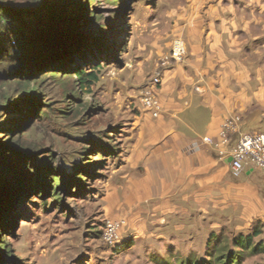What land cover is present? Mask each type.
Listing matches in <instances>:
<instances>
[{
	"label": "rangeland",
	"instance_id": "1",
	"mask_svg": "<svg viewBox=\"0 0 264 264\" xmlns=\"http://www.w3.org/2000/svg\"><path fill=\"white\" fill-rule=\"evenodd\" d=\"M3 2L22 7L25 1ZM73 3L71 19L53 33L54 42L46 36L50 29L25 40L23 49L19 25L13 34L0 36V200L13 184L22 183L0 202L5 213L0 217V245H5L0 264H264V250L234 246L232 240L244 234L212 220L196 219L189 233L167 235L164 242L156 236L125 238V226L116 245L104 243L107 217L101 199L140 106L141 88L134 81L121 83L115 73L135 69L129 63H135L131 54L138 22L143 5L155 0ZM62 34L65 38H59ZM186 59L187 52L182 62L169 60L158 68L160 62L152 59L155 69L142 87L159 70L156 98L161 104L164 72ZM89 65L100 66L93 72ZM73 68L92 72L96 82L88 90L81 87L70 73ZM49 69L54 76L40 77ZM26 71L34 76H19ZM143 114L151 117L146 108ZM254 244L264 249L262 233Z\"/></svg>",
	"mask_w": 264,
	"mask_h": 264
},
{
	"label": "crops",
	"instance_id": "2",
	"mask_svg": "<svg viewBox=\"0 0 264 264\" xmlns=\"http://www.w3.org/2000/svg\"><path fill=\"white\" fill-rule=\"evenodd\" d=\"M143 7L129 63L135 69L115 73L121 83L141 88L155 69L152 59L167 55L175 38L185 42L187 59L164 72L158 118L134 109L139 114L101 199L106 219H124L132 239L183 235L196 219L230 223L244 235L260 227L264 235V173L247 168L234 178L229 165L240 134L264 133V0H155ZM236 116L227 145L201 142H218L224 121Z\"/></svg>",
	"mask_w": 264,
	"mask_h": 264
},
{
	"label": "trees",
	"instance_id": "3",
	"mask_svg": "<svg viewBox=\"0 0 264 264\" xmlns=\"http://www.w3.org/2000/svg\"><path fill=\"white\" fill-rule=\"evenodd\" d=\"M4 1V0H3ZM0 1V36L10 35L15 32V27L19 25L18 31L21 33V37L19 38L20 46L25 47L24 41L30 40L31 36H37L39 32H44L46 35L50 29H54V31H50L46 36L50 39V41L54 42V32H60L59 30L64 23L70 21L71 19V12L72 7L74 5L73 0H23L22 7H16L13 4L9 5ZM65 26V25H63ZM12 29V30H11ZM11 30V32H9ZM36 34V35H35ZM64 34V33H63ZM59 35V38H65V35ZM35 38L34 40H36ZM16 40V39H15ZM38 42V41H37ZM23 53L30 52L23 50ZM20 52V51H18ZM32 60H35L33 57ZM22 59H20V62ZM37 59L35 60V64L37 63ZM34 63V62H32ZM88 66V68H92L93 72L97 71L100 65L97 68H94L93 65ZM97 66V65H95ZM74 71L70 72L71 74H75L76 82L86 90L89 89L90 85L96 82L97 78L95 75H89L92 72L84 73L83 70L79 68H73ZM20 71V70H19ZM42 76H54L55 71L47 70V71H40ZM30 72H23L19 76H23L25 78L29 76H34V74H29ZM83 76H86L84 78ZM91 78V80H89ZM36 82V92L39 93L40 84L41 82L39 79L34 80ZM26 94L30 95L31 92L25 90ZM23 94V93H22ZM3 152V151H0ZM3 156L0 153V157ZM22 185L21 182L17 184H13L6 195L0 200L3 202L7 199L11 193L16 190V187ZM22 186H20V189ZM30 190V189H29ZM19 195V194H17ZM19 198L14 197L13 200L17 201ZM4 211L2 205H0V217L4 215ZM262 233V229L260 227L253 228L251 234L249 235H240L238 238H234L232 243L234 246H237L243 250L250 249L254 247V250H264L260 249L261 246L254 244V239L258 237ZM2 248H5V245L1 243L0 251L2 252Z\"/></svg>",
	"mask_w": 264,
	"mask_h": 264
},
{
	"label": "built area",
	"instance_id": "4",
	"mask_svg": "<svg viewBox=\"0 0 264 264\" xmlns=\"http://www.w3.org/2000/svg\"><path fill=\"white\" fill-rule=\"evenodd\" d=\"M186 47L183 39L175 38L170 44V50L167 55L162 56L157 62L158 67L165 66L169 60L176 63L183 61L186 55ZM152 78V79H151ZM151 79V80H150ZM161 82L159 70L149 78L148 83L141 87L139 91V103L144 113L146 108L150 112L152 118H158L161 115V105L156 98V90ZM240 117H232L226 119L221 127L219 134V141L209 137H203L201 142L206 145L218 147L220 145H227L229 143V135L237 131ZM226 151L220 150L219 155L225 156ZM230 172L231 176L238 178L242 175L243 171L252 166L264 173V133L252 132L240 134L234 147L229 152ZM126 221L124 219H106L102 239L107 245L113 246L118 243L120 232L124 230Z\"/></svg>",
	"mask_w": 264,
	"mask_h": 264
},
{
	"label": "water",
	"instance_id": "5",
	"mask_svg": "<svg viewBox=\"0 0 264 264\" xmlns=\"http://www.w3.org/2000/svg\"><path fill=\"white\" fill-rule=\"evenodd\" d=\"M120 49H121V47H119V50H120ZM27 127H29V125H28ZM27 127H26V128H27ZM230 161H231V158L229 159V162H230Z\"/></svg>",
	"mask_w": 264,
	"mask_h": 264
}]
</instances>
